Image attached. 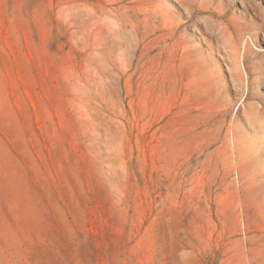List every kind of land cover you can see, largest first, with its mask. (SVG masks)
Instances as JSON below:
<instances>
[{
    "label": "rangeland",
    "instance_id": "rangeland-1",
    "mask_svg": "<svg viewBox=\"0 0 264 264\" xmlns=\"http://www.w3.org/2000/svg\"><path fill=\"white\" fill-rule=\"evenodd\" d=\"M253 105L264 0H0V264H264Z\"/></svg>",
    "mask_w": 264,
    "mask_h": 264
},
{
    "label": "bare ground",
    "instance_id": "bare-ground-1",
    "mask_svg": "<svg viewBox=\"0 0 264 264\" xmlns=\"http://www.w3.org/2000/svg\"><path fill=\"white\" fill-rule=\"evenodd\" d=\"M245 4V6L247 5V3L246 2H243V4L242 5H244ZM247 7V6H246ZM245 7V8H246ZM225 12H219V16H221V17H223V16H225ZM241 14V13H240ZM246 14V13H245ZM239 17H240V15H239ZM246 19H247V16L245 15V16H241L240 18H234V17H232L231 19H230V23L233 25V27H234V30L236 31V32H240V34L244 31V28H243V23L246 21ZM225 30H226V28H224ZM224 30V31H225ZM227 31V30H226ZM230 34V33H229ZM227 36V35H226ZM240 36V35H239ZM229 37V36H228ZM241 37V36H240ZM242 38V37H241ZM249 39H250V41L253 43V45H254V48H257L256 47V44H255V42H254V37H249ZM227 40V39H226ZM229 43H232L233 44V41H232V39L230 38L229 39ZM245 51L247 50V46H248V41L245 43ZM235 48V47H234ZM252 51H253V49H251ZM248 53V52H247ZM206 70V69H205ZM239 70H240V72H241V68H239ZM242 73V74H241ZM240 74H238V75H241L242 77H244V73L243 72H241ZM256 73H258V72H256ZM248 75V74H247ZM237 78H239V77H237ZM248 78V77H247ZM258 82H261V81H258ZM259 96V95H258ZM249 106V105H248ZM247 107V106H246ZM248 108V107H247ZM247 108H245L246 109V117H247V119L249 120V122H250V124L252 125V126H255L256 127V129H257V132L258 133H260V134H262V135H264V133L263 132H261V131H264V130H262L261 128H263V126H264V113L262 112V110H261V108H259L257 105H253L252 106V108H249V109H247ZM261 130V131H260ZM261 143V142H260ZM252 148L254 149V150H257V152L258 151H260L261 150V146L259 145V144H252ZM256 152V151H255ZM257 155V154H256ZM258 163H260L259 161H258ZM264 163V162H263ZM263 163H262V166L264 167V165H263ZM259 165V164H258ZM260 165H261V163H260Z\"/></svg>",
    "mask_w": 264,
    "mask_h": 264
}]
</instances>
